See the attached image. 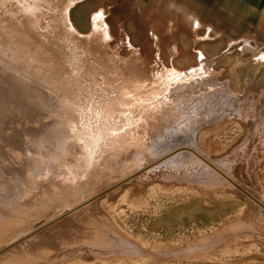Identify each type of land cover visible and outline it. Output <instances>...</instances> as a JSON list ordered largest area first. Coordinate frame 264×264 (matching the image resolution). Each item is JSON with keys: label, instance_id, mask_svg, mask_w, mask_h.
<instances>
[{"label": "bare ground", "instance_id": "obj_1", "mask_svg": "<svg viewBox=\"0 0 264 264\" xmlns=\"http://www.w3.org/2000/svg\"><path fill=\"white\" fill-rule=\"evenodd\" d=\"M82 2L0 0V264H63L64 257L49 259L42 249L32 256L29 248L47 219L64 215L83 222L89 237L61 245L94 260L69 264H210L216 237L226 239L216 245L225 259L253 264L258 256L230 241L241 231L256 235L242 221L245 210H220L217 217L193 199L200 190L222 199L217 190L231 188L232 176L222 169L220 177L194 147L163 143L158 122L169 113L158 118L144 104L170 84L158 55L161 39L151 29L153 53L143 58L118 27L111 48L102 9L89 18L88 33L76 26L72 10ZM103 187L110 196L98 214ZM230 219L236 221L227 231L208 239L207 228Z\"/></svg>", "mask_w": 264, "mask_h": 264}, {"label": "rangeland", "instance_id": "obj_2", "mask_svg": "<svg viewBox=\"0 0 264 264\" xmlns=\"http://www.w3.org/2000/svg\"><path fill=\"white\" fill-rule=\"evenodd\" d=\"M99 9L104 11V21L113 38L111 48L116 44L118 27L129 35L131 44L139 48L143 58L145 55L151 58L153 53L151 29L161 39L158 55L171 72L170 84L163 93L144 104L151 103L157 117L162 111L169 113L167 121L158 122L163 143L194 147L201 159H205L202 161L211 162L220 177L224 179L225 171L232 176L231 188L217 190L222 199L215 198L213 190H200L201 196L193 199L200 200L199 206L217 217H221L220 210L235 212L243 208L242 221L258 226L254 227L256 235L248 237L241 231L230 241H239L241 249H251L258 256L253 264H264V0H83L72 10L81 33L89 32V18ZM169 47L176 49L173 57L169 56ZM119 54L124 56L125 51L120 49ZM172 86L173 90L180 89L175 101L170 91ZM187 170L193 171V168ZM105 190L98 189L100 201L94 209L98 214L106 207L101 203L102 198L110 196ZM108 200L118 199L111 196ZM203 200L208 204L203 205ZM119 207L122 212L126 211L122 214L130 224L135 223V228L141 229V223L126 206ZM235 221H218L212 229L207 228L205 235L211 240L213 235L227 231ZM209 225L206 221V226ZM88 235L83 222L67 215L51 217L37 233V241L29 248L30 255L37 256V250L42 249L51 252L49 259L58 261L64 257L63 264L79 259L91 263L93 257L78 258L74 250L61 245L79 243ZM225 240L216 237L210 241L212 246L207 256L215 258L210 264H244L246 260L221 256L217 246ZM188 241H194V237Z\"/></svg>", "mask_w": 264, "mask_h": 264}]
</instances>
